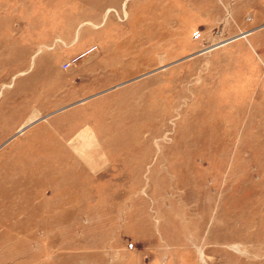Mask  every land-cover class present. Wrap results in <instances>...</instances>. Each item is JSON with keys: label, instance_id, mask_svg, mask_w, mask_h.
I'll return each instance as SVG.
<instances>
[{"label": "rangeland", "instance_id": "1", "mask_svg": "<svg viewBox=\"0 0 264 264\" xmlns=\"http://www.w3.org/2000/svg\"><path fill=\"white\" fill-rule=\"evenodd\" d=\"M0 264H264V0H0Z\"/></svg>", "mask_w": 264, "mask_h": 264}, {"label": "water", "instance_id": "2", "mask_svg": "<svg viewBox=\"0 0 264 264\" xmlns=\"http://www.w3.org/2000/svg\"><path fill=\"white\" fill-rule=\"evenodd\" d=\"M247 34H249V32L246 33V34H244V35H247ZM244 35H240V36H238V37H236V38H239V37L244 36ZM236 38H234V39H236ZM23 129H25V128H23ZM23 129H21L19 132H21Z\"/></svg>", "mask_w": 264, "mask_h": 264}, {"label": "bare ground", "instance_id": "3", "mask_svg": "<svg viewBox=\"0 0 264 264\" xmlns=\"http://www.w3.org/2000/svg\"><path fill=\"white\" fill-rule=\"evenodd\" d=\"M246 34V33H245ZM242 35H244V34H242ZM248 35V34H247ZM247 35H244V36H247ZM244 36H241V37H239V38H242V37H244ZM239 38H236V39H239ZM233 40H235V39H233ZM231 41V40H230Z\"/></svg>", "mask_w": 264, "mask_h": 264}]
</instances>
